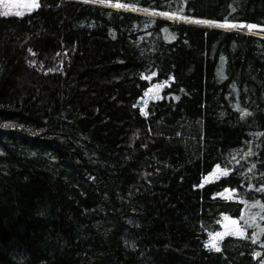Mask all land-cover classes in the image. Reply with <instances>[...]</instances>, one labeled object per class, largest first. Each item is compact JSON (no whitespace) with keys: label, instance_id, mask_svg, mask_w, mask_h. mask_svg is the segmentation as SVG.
<instances>
[{"label":"trees","instance_id":"trees-1","mask_svg":"<svg viewBox=\"0 0 264 264\" xmlns=\"http://www.w3.org/2000/svg\"><path fill=\"white\" fill-rule=\"evenodd\" d=\"M37 4L0 12V264H264V0Z\"/></svg>","mask_w":264,"mask_h":264},{"label":"rangeland","instance_id":"rangeland-1","mask_svg":"<svg viewBox=\"0 0 264 264\" xmlns=\"http://www.w3.org/2000/svg\"><path fill=\"white\" fill-rule=\"evenodd\" d=\"M38 0H0V12L5 15H16L21 16L26 13H31L38 6ZM221 28H234L230 25H221ZM237 27L247 30L248 32L264 33V28L255 27V26H242L238 25ZM163 87L161 84L152 85L143 95L139 101V106L141 109L145 107L149 100H154L160 97V90ZM224 174L223 170L215 169L212 174L205 177L203 182H208L215 179L216 177ZM225 199L231 200L233 198V193L230 191H225L221 194ZM243 235V231L240 228L239 224L226 216L222 217L221 220V229L219 232L209 235L207 245L211 248L216 249L218 247L219 241L225 236H237L240 237Z\"/></svg>","mask_w":264,"mask_h":264}]
</instances>
